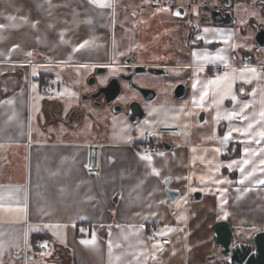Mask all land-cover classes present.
Here are the masks:
<instances>
[{
  "label": "crops",
  "instance_id": "crops-1",
  "mask_svg": "<svg viewBox=\"0 0 264 264\" xmlns=\"http://www.w3.org/2000/svg\"><path fill=\"white\" fill-rule=\"evenodd\" d=\"M105 2L110 6L0 0V264H203L201 255L224 264L212 238L215 222L228 221L242 242L264 229V185L257 184L264 179V156L251 155L264 142L234 131L248 121L224 118L245 104L242 115L259 113L264 64L233 60L235 37L224 38L220 48L187 47L175 17L154 10L158 1ZM205 29L204 42L222 37ZM129 55L135 65H165L185 85V96L174 97L172 83L145 119H106L97 110L91 126L88 101L75 106L77 98L61 88L49 95L41 85L42 75L55 72L76 84L98 67L117 68ZM214 66L225 70L214 75ZM224 73L231 91L223 100L213 103L210 86L203 106H194L204 85ZM162 125L179 128L171 148L140 153L142 133ZM90 144L100 146V171L93 176L85 172ZM166 189L178 193L172 203ZM153 232L169 239L159 250L147 243ZM36 237L45 250L34 246Z\"/></svg>",
  "mask_w": 264,
  "mask_h": 264
},
{
  "label": "flooded vegetation",
  "instance_id": "flooded-vegetation-1",
  "mask_svg": "<svg viewBox=\"0 0 264 264\" xmlns=\"http://www.w3.org/2000/svg\"><path fill=\"white\" fill-rule=\"evenodd\" d=\"M155 1V0H154ZM196 0H190L184 4H175L168 3L164 0L158 1L163 8H168L169 5H172L170 9L171 14L178 20L179 18H187L184 28L186 30V44L191 49L194 48H220L223 45L224 38H233L236 37L241 42V45L258 50L260 55L264 56V48H261L257 41L256 37L261 38L264 41V0H206L203 3L197 5H191L195 3ZM212 9L219 13L215 16L217 20L230 21L231 23L225 25L223 23L217 24L212 21L211 14L205 9ZM178 11L182 12L181 15H174L173 12ZM205 28H211L213 31H217L222 36L220 40L215 42H204L203 39L199 36ZM220 30V31H219ZM198 35V37H197ZM242 55L240 61L248 60L250 63L253 59L247 56L246 49L240 48ZM233 56V52H231ZM235 57V56H234ZM127 58H132L129 63H125ZM122 63L117 65V68L109 66H101V73L97 74L96 69L94 73L88 77L86 82L87 86L90 87L89 91L86 93V96L82 97V101L89 102V110L86 111V116L89 119L94 118L92 111L101 110L105 112L106 115L104 118L108 119L109 116L113 115H123L129 121V107L133 102H137L144 112V118L147 117L148 106L152 105V102L159 95V93L166 92L165 89L158 90L157 87L143 85L138 82L137 78L141 74H148L150 76H169L168 69L165 65H159L158 68L167 71V74L152 75L149 73H137L133 74V56L129 55ZM129 75L131 74V80L134 84L142 88H148L155 91V97L150 102H145L143 95L129 86V83L123 79L119 78V75ZM112 78H118L119 84L121 85V92L110 102H107V98L111 97L114 92H100L96 94L98 88L105 86ZM178 84V83H176ZM168 87V86H167ZM84 111L80 106L78 111ZM80 113V112H79ZM135 117V116H133ZM142 119V120H143ZM238 240L234 236V241Z\"/></svg>",
  "mask_w": 264,
  "mask_h": 264
},
{
  "label": "water",
  "instance_id": "water-1",
  "mask_svg": "<svg viewBox=\"0 0 264 264\" xmlns=\"http://www.w3.org/2000/svg\"><path fill=\"white\" fill-rule=\"evenodd\" d=\"M209 11L214 23L225 25L230 24V21L217 20L215 19L216 15L219 13L212 9H205ZM177 11H174L173 14L176 15ZM180 15L182 12H179ZM256 41L261 48H264V41L261 38L256 37ZM132 58H127L125 63H129ZM96 73H101V67L96 69ZM137 73H149L152 75L167 74V71L160 69L158 67H147L142 65H135L133 68V74ZM131 74L123 75L120 74L119 78L127 81L129 86L138 90L144 97L145 102H150L155 97V91L148 88H142L134 84L131 80ZM108 93L114 92L111 97L107 98V102L112 101L116 96L121 92V85L119 84L118 78H112L105 86L98 88L96 94L100 92ZM186 87L182 83H178L173 88V95L176 98H182L186 94ZM135 116V117H133ZM144 118V112L142 107L137 103L133 102L129 107V121L131 123H136L141 121ZM199 120H203V113L199 115ZM155 140V139H154ZM164 149H170L171 146L167 142L161 143ZM168 196V202L172 203L173 200L177 197L178 193L171 189L165 190ZM195 199L200 197V193L193 194ZM213 242L216 247L219 248L221 255L225 256L224 264H264V229L259 230L251 235V238L248 242H233L234 233L231 230V226L228 221L221 220L217 221L213 225ZM27 258L31 259V255H28Z\"/></svg>",
  "mask_w": 264,
  "mask_h": 264
},
{
  "label": "snow or ice",
  "instance_id": "snow-or-ice-1",
  "mask_svg": "<svg viewBox=\"0 0 264 264\" xmlns=\"http://www.w3.org/2000/svg\"><path fill=\"white\" fill-rule=\"evenodd\" d=\"M92 3L97 4L99 7H109L110 5L105 2V0H91ZM176 15H180V13L177 11L175 13ZM9 19H13L12 17H9ZM5 25L0 24V29L4 28ZM207 31V29H205ZM86 43V42H85ZM83 47V45H81ZM31 55V53H29ZM251 73H255V69H249L248 70ZM211 86V91H213V103H219L223 100L224 95H227L231 91V81L229 80L228 73H224L223 77H217L214 80H209L207 84L204 85L203 91L200 92L199 102L197 100L193 99V105L196 106L197 103H199L200 106H203L205 97L209 94ZM193 88H196V83L193 84ZM264 91V90H262ZM224 95H221V94ZM253 95H255V90L253 91ZM219 96V100L216 99V97ZM233 100H235V96L232 97ZM249 105L245 104L243 108L240 109V112L231 111L227 114L225 119H232L234 117H237L241 120L248 121L247 126L245 128H236L234 131L241 132L243 135L247 136L249 138L250 142H254L256 144H261L264 142V97L261 99V106L259 113L253 112L250 116L249 115H242L244 113V109L248 108ZM215 119L219 120L221 119L220 113L217 112V115ZM231 136V131L225 136V140L228 139V137ZM245 152H248V149H245ZM251 155H259L264 156V148H261L257 151H254L251 153ZM143 159L150 160V157H143ZM235 163V162H234ZM249 161L246 159L242 161V164H248ZM261 166H264V158L260 159L259 161ZM154 172H156L155 169H153ZM244 171V168L241 166V172ZM255 171V168L253 169ZM159 175V173H156ZM249 175H252V173H249ZM242 182V181H241ZM257 184L264 185V179L257 180ZM227 216V213H225V217ZM94 241H86L82 240L81 243L89 244L93 243Z\"/></svg>",
  "mask_w": 264,
  "mask_h": 264
},
{
  "label": "built area",
  "instance_id": "built-area-1",
  "mask_svg": "<svg viewBox=\"0 0 264 264\" xmlns=\"http://www.w3.org/2000/svg\"><path fill=\"white\" fill-rule=\"evenodd\" d=\"M162 1V0H155ZM248 62V60H242L241 65H244ZM213 74L221 75L225 67L223 66H214ZM42 87L45 92L49 95H53L56 85L53 83L52 78L50 76H45ZM179 133V128L175 126H157L154 129L144 131L141 135L140 142L137 146V149L140 153L144 155H150L155 153L158 147H162V142H169ZM155 139V140H154ZM100 171V146L98 144H90L86 149V158H85V172L90 175H96ZM169 239L167 237H160L153 232L148 235L147 243L150 247H154L155 250H159L160 247L167 244ZM34 246L37 249L45 250L48 245L44 242L36 241Z\"/></svg>",
  "mask_w": 264,
  "mask_h": 264
},
{
  "label": "rangeland",
  "instance_id": "rangeland-1",
  "mask_svg": "<svg viewBox=\"0 0 264 264\" xmlns=\"http://www.w3.org/2000/svg\"><path fill=\"white\" fill-rule=\"evenodd\" d=\"M189 1L190 0H188L187 2H189ZM204 1H206V0H196V2L195 3H192L191 5H197V4L203 3ZM182 2H184V1H182ZM171 6L172 5H169L168 8L163 9V7H161L159 3H156L153 6V8H154V10L156 12H158V11H165L166 10V12L168 14H170L171 12H170V9L169 8H171ZM175 20H176V18H175ZM188 20H189L188 17L187 18H179L178 20H176V23L179 26L180 31L186 32L184 26H185V24H186V22ZM134 34L136 35V33H134ZM242 45H241V42H239V39L236 37L234 46L231 48L232 49V52H233V60H237V61L241 62L239 58L241 57L242 53H241V51H239V49L240 48H242V49L244 48V49H246V51H247L246 53H247V56L249 58H252L254 60V62L263 63L264 64V56L262 54L260 55V53L258 52V50L254 49V48H250V47L247 48V46L244 47ZM137 80H138L139 83H141L143 85L157 87L159 91L161 89L170 90L171 87L178 82L177 79H175L174 76L171 73L167 77H165V76H150L148 74H141V75L138 76ZM52 81L56 85V89L54 91V94L55 95H58V92H57L58 90L57 89L58 88H61L62 90H64V92L67 95H70V96H73V97L77 98V100H75L74 103H73V105H75V106L78 104V101H80V102L82 101V97L86 96V93L90 89V87L87 86V84H86V82L88 81V77H86V76H85V78H81V79L79 78L78 80H76L75 81L76 84H74L72 82L71 83H66L55 72V73L52 74ZM172 83H174V84L172 85ZM160 94L161 93H159V96H160ZM90 123H91L90 124L91 126H92V124L95 125L92 119H90ZM101 125H102V122H101ZM200 200L201 199L196 200L195 202H200ZM193 202L194 201H192V203ZM192 218H193V216L191 217V221H192ZM204 220H205V217H204ZM212 225H211V227H212ZM201 230H202V227H201ZM208 243H210V242H208ZM203 256L204 255H201L202 260H203L202 263L203 264H211L209 262L208 258L206 259ZM212 264H213V262H212Z\"/></svg>",
  "mask_w": 264,
  "mask_h": 264
},
{
  "label": "trees",
  "instance_id": "trees-1",
  "mask_svg": "<svg viewBox=\"0 0 264 264\" xmlns=\"http://www.w3.org/2000/svg\"><path fill=\"white\" fill-rule=\"evenodd\" d=\"M45 76H50V75H48V74L42 75L41 83L43 82ZM37 239H38V237H36V238L33 239V244L36 242Z\"/></svg>",
  "mask_w": 264,
  "mask_h": 264
}]
</instances>
